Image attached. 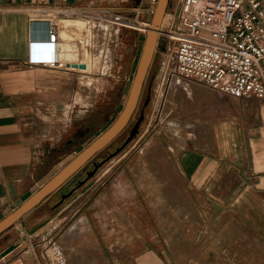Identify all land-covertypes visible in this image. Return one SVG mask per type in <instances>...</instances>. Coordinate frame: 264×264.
<instances>
[{
	"label": "crops",
	"instance_id": "1",
	"mask_svg": "<svg viewBox=\"0 0 264 264\" xmlns=\"http://www.w3.org/2000/svg\"><path fill=\"white\" fill-rule=\"evenodd\" d=\"M47 1L110 5L124 12L143 3ZM11 5L12 0H0V220L63 167L55 171L56 164L46 163L45 156L58 155L60 161L67 155L58 143L67 122L77 116L73 105L78 102L71 84L69 100H62L63 92H69L63 76L48 68L62 67L61 58L51 60L40 52L42 57L34 60L28 15ZM66 24L71 23L57 27L64 37ZM76 27L71 24L72 33ZM63 44L66 60L73 64L78 55L74 38ZM213 92L214 113L201 124L204 133L199 141L167 142L173 171H152L162 181L151 191V210L162 220L161 226H182V233L152 232L146 239L142 228L135 229L133 239L120 246L124 264H264V99ZM174 178L182 190H176ZM65 183L0 233V264H47L43 229L51 223L62 225L67 218L62 217L61 206H53ZM82 218L68 227L67 241L82 233L86 217ZM75 226L81 233L68 238Z\"/></svg>",
	"mask_w": 264,
	"mask_h": 264
},
{
	"label": "rangeland",
	"instance_id": "2",
	"mask_svg": "<svg viewBox=\"0 0 264 264\" xmlns=\"http://www.w3.org/2000/svg\"><path fill=\"white\" fill-rule=\"evenodd\" d=\"M142 1L143 3L136 6L145 8L147 2ZM176 2L177 0L169 2L166 17L164 15L161 24L163 31L170 28ZM246 9L247 5L244 4L242 10ZM131 10H126L127 18L135 20V23H141L142 26L144 22L150 24L153 13L144 15L140 13L136 16L134 12H130ZM84 19L80 17L60 19L56 25L59 29L65 22L61 20H76L78 28L83 24L81 22H86L88 26L93 22L103 26V39L96 55L93 56L92 52L94 45L90 39V29H81L82 31L79 30L77 33L75 31L66 37L58 33L56 43L35 45V61L42 57L40 52L49 55L51 60L62 59V67L48 68L58 70L63 76L64 86L68 88L69 94L72 89L78 95V102L73 105L77 116L73 118V122H67L69 126L65 127L66 124H63L62 128L65 127V130L58 143L67 155L60 161H57L58 155H52L50 158L45 156L46 163L56 164L55 171L64 166L76 152L103 132L117 117L128 95L146 33L135 29L133 24L118 29L105 22ZM67 26L71 27V24H66V28ZM74 36L81 38L83 49L80 47L81 51H78L77 58H74L72 64L66 60L68 51L63 43L65 39L72 40ZM169 49L168 38L158 34V46L153 53L135 113L128 125L111 143L94 155L92 159L100 161L95 174L89 180L86 178L84 182L77 184L79 187L75 190H70V195L59 205L63 208L62 217H67L62 225L55 227V224L51 223L44 227L42 236L46 238L42 251L47 264H124L123 258L119 256L120 246L125 240L133 239L135 229L142 228L146 239H149L152 232L166 233L167 230L170 233H182V226L172 225L168 228L161 226L162 220L157 218L155 210H151V191L156 190L162 181L155 177L152 171H173L165 150L167 142L180 143L185 138L199 141L200 135L203 134L200 125L207 122L208 117L214 113L212 102L215 94L204 84L186 80L191 88L190 97H193L188 98L191 99V104L196 106L198 118H201L195 127L199 126L201 130L197 128L199 130L195 131L192 128L191 131L186 124L178 121L170 126V123L166 122V113L170 109L171 85L175 79H167L171 62ZM106 56H110V59ZM80 63L85 64V69L78 66ZM188 98L186 97L187 100ZM141 111L143 118L138 131L126 142ZM68 117L70 118V113ZM70 139H73L71 144L68 143ZM91 160L83 168L91 167ZM83 177L84 174L81 175V178ZM177 180L173 179L176 190L179 188ZM179 189L182 190V183ZM72 199L73 203L70 202ZM84 216L86 221L82 233L73 242L67 241L65 236L68 227L79 218L81 219L76 223H81ZM73 246L77 252L72 251ZM89 255L91 258L85 257Z\"/></svg>",
	"mask_w": 264,
	"mask_h": 264
},
{
	"label": "built area",
	"instance_id": "3",
	"mask_svg": "<svg viewBox=\"0 0 264 264\" xmlns=\"http://www.w3.org/2000/svg\"><path fill=\"white\" fill-rule=\"evenodd\" d=\"M12 1L10 8L28 15L30 51L32 45L57 42L59 18L97 20L118 29L133 24L144 33L149 26L110 5ZM156 3L147 0L145 8L135 6L130 12L153 13ZM158 34L168 38L171 49L167 79L204 84L238 99H264V0H177L170 28L160 26Z\"/></svg>",
	"mask_w": 264,
	"mask_h": 264
},
{
	"label": "water",
	"instance_id": "4",
	"mask_svg": "<svg viewBox=\"0 0 264 264\" xmlns=\"http://www.w3.org/2000/svg\"><path fill=\"white\" fill-rule=\"evenodd\" d=\"M168 2L169 0H157L149 27L146 30L144 36L143 46L128 95L117 117L103 132L95 137L88 145L82 148L55 175H53L46 183H44L39 189H37L27 199H25L20 206L2 218L0 220V233L18 221L22 216L37 206L42 200L57 190L71 176L76 174L89 160L94 157L97 152L111 143L116 138V136H118L128 125L130 119L135 113L143 83L153 58V53L156 46H158V33L166 12ZM78 66L84 68L85 64L80 63ZM142 118L143 113L141 111V114L130 130L126 142H128L136 134ZM96 168L97 165L95 164L94 170ZM87 176H90V174H87ZM80 183L82 182H78V184ZM68 195H70V193L67 195H61L60 202H62V200Z\"/></svg>",
	"mask_w": 264,
	"mask_h": 264
},
{
	"label": "bare ground",
	"instance_id": "5",
	"mask_svg": "<svg viewBox=\"0 0 264 264\" xmlns=\"http://www.w3.org/2000/svg\"><path fill=\"white\" fill-rule=\"evenodd\" d=\"M70 18H72V17H70ZM60 19H65V18H59L58 20H60ZM80 19H82V18H80ZM84 20H86V19H84ZM61 21H67V22H69V23H71L72 25H74L75 23H78V21H76V20H61ZM94 21H97V20H94ZM163 21V20H162ZM80 22V21H79ZM98 22H100V21H98ZM81 23H83L79 28L77 27V29H76V32L75 33H77L79 30L80 31H82L83 29L84 30H87V29H90V32H91V37H90V39H91V42H92V44L94 45V49H93V56H94V54L96 55L97 53H98V51H99V49H100V47L101 46H99V45H101V41H102V35L104 34L103 33V26H101L100 24H96L95 22H93V24H90L89 26H88V24L86 23V22H81ZM101 23V22H100ZM85 24V25H84ZM88 27V28H87ZM82 29V30H81ZM90 32H88V33H90ZM66 33H67V35L68 34H70V33H72V31H71V27H68L67 26V28H66ZM81 34H82V32H81ZM77 35V34H76ZM85 35V34H84ZM83 35V36H84ZM90 35V34H89ZM86 37V36H85ZM87 37H89V36H87ZM74 38V40H75V48L77 49V52L79 51H81V48H82V42H81V38L79 37V36H74L73 37ZM115 39V38H114ZM86 40H87V38H86ZM111 40V39H110ZM88 42V41H87ZM86 42V43H87ZM90 42V43H91ZM83 43H84V41H83ZM89 43V45H91ZM81 47V48H80ZM88 47V46H87ZM91 47V46H90ZM83 49V48H82ZM86 49V48H85ZM83 51V50H82ZM78 52V53H79ZM90 52H91V50H90ZM85 53V52H84ZM90 54V53H89ZM98 56V55H97ZM87 57H89V56H87ZM107 58H109L110 56H106ZM85 59V58H84ZM90 59V58H89ZM98 59V58H97ZM96 59V60H97ZM110 59V58H109ZM85 61V60H84ZM93 61H95V60H93ZM106 61H108L107 59H106ZM85 63V62H84ZM89 63V62H88ZM87 63V64H88ZM171 65V62L169 63V66ZM109 66V65H108ZM85 69V68H84ZM84 89V88H83ZM86 89V88H85ZM190 92H191V88H190V85L189 84H187V81L185 80V79H181V80H174V82H173V84L171 85V94H172V98H171V100H170V109L168 110V112L166 113V116H167V120H166V122H169L170 123V126L172 125V124H176V121H178V122H181V123H184V125L186 124L187 125V127H189L190 126V128H194L195 129V131H197V130H201V125H200V127L199 126H197V127H195V124L197 123L198 124V122H199V120L201 119H199L198 118V114H196V112L195 111H197L196 110V106H193L192 104H191V102H190V100L193 98H191L190 96H191V94H190ZM69 96H70V94L67 92V91H64L63 92V100L64 101H68L69 100ZM193 96V95H192ZM186 97L188 98V97H190L191 99H189L188 98V100L186 99ZM71 98V97H70ZM75 99H77L78 100V95L76 96V98ZM178 100V101H177ZM70 105V104H69ZM172 112V114L170 113V112ZM165 116V117H166ZM198 120V121H197ZM177 122V123H178ZM58 128V127H57ZM197 128H199V129H197ZM175 130V129H174ZM203 130V129H202ZM190 132V131H189ZM204 133V132H203ZM202 136V135H201ZM81 233V231H80V228H77L76 226L75 227H73L72 229H70L69 230V232H68V238H70V237H74V236H77V235H79Z\"/></svg>",
	"mask_w": 264,
	"mask_h": 264
},
{
	"label": "flooded vegetation",
	"instance_id": "6",
	"mask_svg": "<svg viewBox=\"0 0 264 264\" xmlns=\"http://www.w3.org/2000/svg\"><path fill=\"white\" fill-rule=\"evenodd\" d=\"M99 163H100V161L98 160L97 161V159H92L91 160V167H82L83 169L82 170H80V171H78L76 174H74L72 177H71V179L69 180V181H67V183H65L64 184V186H63V188H62V190L60 191V193H59V198L55 201V206L57 207V206H59V205H61L62 204V202L65 200V198L67 197H65L63 200H62V202H60V200H61V195H67L69 192H70V190H75L76 188H78L79 186H77V184H78V182H84V180L87 178V180H89V178L90 177H92L94 174H95V172H96V170L99 168ZM87 164V163H86ZM95 164L97 165V168L94 170V168H95ZM94 170V171H93ZM82 174H84V177L83 178H81V175ZM87 174H90V176H87ZM81 178V179H80ZM77 186V187H76ZM69 196V195H68Z\"/></svg>",
	"mask_w": 264,
	"mask_h": 264
}]
</instances>
